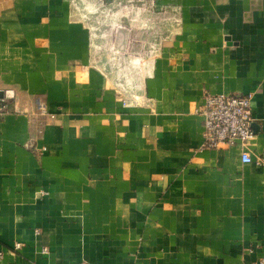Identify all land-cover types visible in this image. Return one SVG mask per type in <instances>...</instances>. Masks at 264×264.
<instances>
[{
	"label": "crops",
	"instance_id": "obj_1",
	"mask_svg": "<svg viewBox=\"0 0 264 264\" xmlns=\"http://www.w3.org/2000/svg\"><path fill=\"white\" fill-rule=\"evenodd\" d=\"M139 1L144 32L124 0H0V264H264V0ZM117 5L122 48L161 39L123 86L78 15ZM205 93H253L250 164L202 147Z\"/></svg>",
	"mask_w": 264,
	"mask_h": 264
},
{
	"label": "rangeland",
	"instance_id": "obj_2",
	"mask_svg": "<svg viewBox=\"0 0 264 264\" xmlns=\"http://www.w3.org/2000/svg\"><path fill=\"white\" fill-rule=\"evenodd\" d=\"M124 1L122 8H127V11L123 15L133 23L127 27H125L124 22H120V5L113 9L99 8L97 11H92L91 9L80 8L78 11L79 18L88 25L91 31L96 63L100 67L109 66L115 69L117 83L122 86L125 84L123 82L124 76L123 78L121 75L118 76V70H133L137 73L136 78H143L152 57L158 51L161 39L152 42L151 37L148 36V41H144L141 48L138 49V46L132 44V47L125 49L116 39L118 31L125 27L129 32L136 29L144 32L151 24L150 17L155 14L154 17L159 18L158 14H164V11L152 12V7L149 8L144 1ZM130 35L133 38V34L130 33Z\"/></svg>",
	"mask_w": 264,
	"mask_h": 264
},
{
	"label": "built area",
	"instance_id": "obj_3",
	"mask_svg": "<svg viewBox=\"0 0 264 264\" xmlns=\"http://www.w3.org/2000/svg\"><path fill=\"white\" fill-rule=\"evenodd\" d=\"M204 103L198 109V115L203 119L204 149L228 150L239 147L242 164H250L251 157L244 149L254 137L251 130L253 93L243 96L223 94H204ZM38 109L44 114V107L38 103ZM20 244L14 245V250L20 249ZM47 254L46 251H43Z\"/></svg>",
	"mask_w": 264,
	"mask_h": 264
},
{
	"label": "water",
	"instance_id": "obj_4",
	"mask_svg": "<svg viewBox=\"0 0 264 264\" xmlns=\"http://www.w3.org/2000/svg\"><path fill=\"white\" fill-rule=\"evenodd\" d=\"M11 96H12V94L11 93H9V92H7V93H3V92H0V100H2V99H9V98H11ZM252 126V125H251Z\"/></svg>",
	"mask_w": 264,
	"mask_h": 264
}]
</instances>
